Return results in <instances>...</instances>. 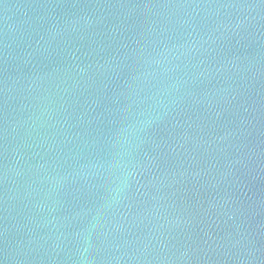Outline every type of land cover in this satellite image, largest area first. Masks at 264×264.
Instances as JSON below:
<instances>
[{
	"label": "water",
	"instance_id": "95a60500",
	"mask_svg": "<svg viewBox=\"0 0 264 264\" xmlns=\"http://www.w3.org/2000/svg\"><path fill=\"white\" fill-rule=\"evenodd\" d=\"M0 264H264V0H0Z\"/></svg>",
	"mask_w": 264,
	"mask_h": 264
}]
</instances>
